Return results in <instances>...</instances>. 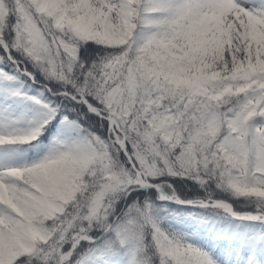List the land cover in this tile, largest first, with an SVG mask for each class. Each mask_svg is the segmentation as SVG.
Returning <instances> with one entry per match:
<instances>
[{
  "label": "snow or ice",
  "instance_id": "obj_1",
  "mask_svg": "<svg viewBox=\"0 0 264 264\" xmlns=\"http://www.w3.org/2000/svg\"><path fill=\"white\" fill-rule=\"evenodd\" d=\"M0 264H264V0H0Z\"/></svg>",
  "mask_w": 264,
  "mask_h": 264
}]
</instances>
